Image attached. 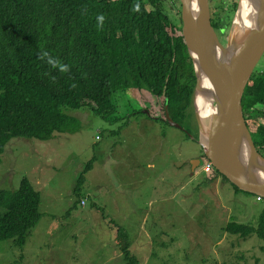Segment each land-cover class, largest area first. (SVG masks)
Instances as JSON below:
<instances>
[{"label":"rangeland","instance_id":"1","mask_svg":"<svg viewBox=\"0 0 264 264\" xmlns=\"http://www.w3.org/2000/svg\"><path fill=\"white\" fill-rule=\"evenodd\" d=\"M238 1L208 0L210 18L222 17L215 30L222 46L235 15L231 2ZM163 2L174 21L180 17L179 0ZM254 70L264 73V52ZM113 99L107 120L64 108L77 131L11 138L4 146L0 189H16L25 177L40 195V218L23 247L0 241V264H124L117 229L135 264H264L263 240L224 231L231 221L254 224L264 201L235 192L211 168L192 167L204 159L192 116L183 129L161 121L162 98L146 90ZM188 112L194 114L193 98ZM91 160L78 199L72 190Z\"/></svg>","mask_w":264,"mask_h":264},{"label":"trees","instance_id":"2","mask_svg":"<svg viewBox=\"0 0 264 264\" xmlns=\"http://www.w3.org/2000/svg\"><path fill=\"white\" fill-rule=\"evenodd\" d=\"M163 4V0H0V155L11 138L48 140L54 133L77 131V119L64 108L82 107L107 120L115 113L113 96L128 89L162 98L163 111L181 128L190 127V116L195 124L193 112H188L195 86L192 60L180 17L174 21L175 14L168 15ZM231 6L234 11L236 2ZM210 22L214 30L221 29L222 17ZM48 58L57 66L48 64ZM61 65L66 71H60ZM241 107L254 146L264 157L260 70L247 81ZM91 162L75 181L72 192L78 199ZM229 184L235 192L249 194ZM39 202V193L25 177L16 189H0V241L23 247L40 218ZM224 231L242 238L254 234L264 241V207L254 224L231 221ZM115 232L124 264H135L124 233Z\"/></svg>","mask_w":264,"mask_h":264},{"label":"water","instance_id":"3","mask_svg":"<svg viewBox=\"0 0 264 264\" xmlns=\"http://www.w3.org/2000/svg\"><path fill=\"white\" fill-rule=\"evenodd\" d=\"M255 6L254 22L236 38L227 37L222 46L211 25L208 0H179L181 34L195 76L194 117L198 143L213 168L238 190L264 199V157L257 152L246 126L241 96L254 67L264 52V0H251ZM239 1L236 6L238 8ZM234 18L231 21L232 27ZM217 45V48H215ZM217 49L222 52L215 54ZM196 55L195 57L193 55ZM212 85L215 111L203 128V119L195 109L198 93H211L202 80ZM168 124L181 128L165 112ZM205 138L206 144L200 141ZM201 166V159L195 161ZM193 170V168H192Z\"/></svg>","mask_w":264,"mask_h":264},{"label":"bare ground","instance_id":"4","mask_svg":"<svg viewBox=\"0 0 264 264\" xmlns=\"http://www.w3.org/2000/svg\"><path fill=\"white\" fill-rule=\"evenodd\" d=\"M255 15V6L251 0H239L237 11L234 15V22L232 29L230 28L229 35L230 37H237L238 30L242 33L244 32L248 26L252 25L254 22ZM217 48V45H215ZM222 51L217 49L215 54L220 55ZM196 56L195 54L193 55ZM202 84L206 89H209L211 93H198L195 96V109L203 119V128L206 130L208 128V120L210 116L215 111V101L216 99L213 97L212 85L210 86L209 82L206 79L202 80ZM201 143L206 144V140L203 136L200 137Z\"/></svg>","mask_w":264,"mask_h":264},{"label":"clouds","instance_id":"5","mask_svg":"<svg viewBox=\"0 0 264 264\" xmlns=\"http://www.w3.org/2000/svg\"><path fill=\"white\" fill-rule=\"evenodd\" d=\"M41 56H42V57H47V53H46V52H42V53H41ZM47 63L50 64L52 67H56L58 62H57L56 60L52 59V58H48V59H47ZM60 71H66V67L61 65V66H60ZM186 133H187V132H186ZM200 159L202 160L203 158H200ZM197 160H198V159H197ZM206 160H207V159H205V158L202 160V161H203L202 165H203L205 162H209L208 160H207V161H206ZM195 161H196V160H195ZM209 163H210V162H209ZM210 164H211V163H210ZM202 165H201V166H196V167H197V168H198V167L202 168ZM211 168H213L212 165H211ZM213 169H214V168H213ZM256 197H258V196H256ZM260 199H261V197H260ZM260 199H259V200H260Z\"/></svg>","mask_w":264,"mask_h":264},{"label":"built area","instance_id":"6","mask_svg":"<svg viewBox=\"0 0 264 264\" xmlns=\"http://www.w3.org/2000/svg\"><path fill=\"white\" fill-rule=\"evenodd\" d=\"M204 164H203L204 166H202L204 168L203 170L207 171V170H209L211 168V164L209 162H205ZM256 199L259 200L260 197H256Z\"/></svg>","mask_w":264,"mask_h":264},{"label":"flooded vegetation","instance_id":"7","mask_svg":"<svg viewBox=\"0 0 264 264\" xmlns=\"http://www.w3.org/2000/svg\"><path fill=\"white\" fill-rule=\"evenodd\" d=\"M198 159V158H197ZM199 160V159H198Z\"/></svg>","mask_w":264,"mask_h":264}]
</instances>
